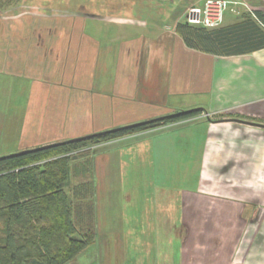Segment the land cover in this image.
Listing matches in <instances>:
<instances>
[{
	"label": "crops",
	"instance_id": "0c3cea01",
	"mask_svg": "<svg viewBox=\"0 0 264 264\" xmlns=\"http://www.w3.org/2000/svg\"><path fill=\"white\" fill-rule=\"evenodd\" d=\"M77 1L72 14L63 0L0 10V97L18 129L10 154L202 110L92 148L96 237L77 258L264 264V127L236 122L264 126V45L187 47L176 25L203 0ZM246 1L264 26V0ZM249 25L264 38L244 13L227 11L214 29L238 28L249 44Z\"/></svg>",
	"mask_w": 264,
	"mask_h": 264
},
{
	"label": "trees",
	"instance_id": "16d2710c",
	"mask_svg": "<svg viewBox=\"0 0 264 264\" xmlns=\"http://www.w3.org/2000/svg\"><path fill=\"white\" fill-rule=\"evenodd\" d=\"M19 1L0 0V10ZM255 14L261 21L262 15L256 11ZM248 28L252 40L249 44L238 28L210 30L179 23L175 29L191 49L230 54L264 45L259 30L252 25ZM201 112L192 110L0 160V264H69L75 260L96 237L92 148L144 131L167 128Z\"/></svg>",
	"mask_w": 264,
	"mask_h": 264
},
{
	"label": "built area",
	"instance_id": "2783aa9c",
	"mask_svg": "<svg viewBox=\"0 0 264 264\" xmlns=\"http://www.w3.org/2000/svg\"><path fill=\"white\" fill-rule=\"evenodd\" d=\"M227 11L234 14L244 13L259 26L264 28L262 22L256 16L255 11L246 0H203L201 4L190 6L185 10L184 23L190 26L214 29L222 24L224 15ZM194 119L195 117L188 118L186 120L171 123L165 127L190 122Z\"/></svg>",
	"mask_w": 264,
	"mask_h": 264
},
{
	"label": "rangeland",
	"instance_id": "374dc122",
	"mask_svg": "<svg viewBox=\"0 0 264 264\" xmlns=\"http://www.w3.org/2000/svg\"><path fill=\"white\" fill-rule=\"evenodd\" d=\"M96 2H100V4L102 3L101 0H96ZM63 3L64 5L67 4L64 11L71 14L78 12L76 7V4L78 3L77 0H71L70 2H68L67 0H63ZM78 6L80 5L78 4ZM9 102V98L4 96L0 97V157L10 154L9 152L13 150V142H15V138H18V134H16L18 132V129H16L17 126H14L15 123L12 122L15 117L14 114H12V112L10 111L11 107H9ZM26 129L28 128L26 127ZM26 129H24V132H26ZM157 169L159 172V165H157ZM76 259L77 264H87V261L91 258H89V255L87 257V254H83L82 256H80V258L76 257ZM71 262L69 264L73 263Z\"/></svg>",
	"mask_w": 264,
	"mask_h": 264
},
{
	"label": "water",
	"instance_id": "95a60500",
	"mask_svg": "<svg viewBox=\"0 0 264 264\" xmlns=\"http://www.w3.org/2000/svg\"><path fill=\"white\" fill-rule=\"evenodd\" d=\"M190 111H192V110L179 112V113H174V114H171L169 116H179V115L186 114V113H188ZM158 119H161V118H158ZM158 119H154V120H158ZM154 120L143 121V122H140V123H135V124H132V125L119 127V128H114V129H110V130H106V131H102V132H98V133H93V134H90V135H87V136H83V137H79V138H75V139H70V140H67V141L59 142V143H54V144L44 145V146L37 147V148L22 150V151H19V152H16V153L3 155V156L0 157V160H3V159L8 158V157H15V156H19V155H24V154H27V153L35 152V151H41V150L53 148V147H56V146H59V145H63L65 143H70V142L77 141V140H80V139L89 138V137H92V136H97L99 134L113 132L114 130H117V129H120V128H126V127H132V126H138V125L147 124V123H150V122H152ZM236 122H239V123H242V124H246V125H250V126L264 127L263 125H260V124H257V123H251V122H247V121L236 120Z\"/></svg>",
	"mask_w": 264,
	"mask_h": 264
}]
</instances>
